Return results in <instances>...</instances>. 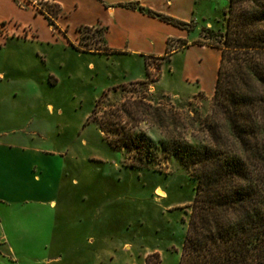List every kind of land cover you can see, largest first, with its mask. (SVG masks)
I'll return each instance as SVG.
<instances>
[{"label":"rangeland","instance_id":"obj_1","mask_svg":"<svg viewBox=\"0 0 264 264\" xmlns=\"http://www.w3.org/2000/svg\"><path fill=\"white\" fill-rule=\"evenodd\" d=\"M75 2L61 12L37 0L25 25L12 4L0 10V35L27 38L0 46V161L24 148L49 165L63 211L44 246L50 225L21 222L0 200L3 221L13 210L29 231L9 241L12 259L0 244V264H178L196 181L172 146L208 143L220 60L209 42L229 0H134L113 16Z\"/></svg>","mask_w":264,"mask_h":264},{"label":"trees","instance_id":"obj_2","mask_svg":"<svg viewBox=\"0 0 264 264\" xmlns=\"http://www.w3.org/2000/svg\"><path fill=\"white\" fill-rule=\"evenodd\" d=\"M224 13L209 42L220 60L208 143L172 146L196 181L178 264H264V0H229Z\"/></svg>","mask_w":264,"mask_h":264},{"label":"crops","instance_id":"obj_3","mask_svg":"<svg viewBox=\"0 0 264 264\" xmlns=\"http://www.w3.org/2000/svg\"><path fill=\"white\" fill-rule=\"evenodd\" d=\"M36 1L37 0H0V10L1 7H6L5 3H7L9 7L12 4L13 7L20 11V13L16 15L18 16V20L25 25L27 13L29 15L28 17H32L34 13L33 3ZM42 1H50L51 3L56 4L61 12L69 10L70 8L67 3L68 0ZM98 1L99 4H102L106 8L109 15L113 16L116 13V8L115 6H112V4L123 5L134 0H108L110 4L106 3L107 0ZM167 1L170 2L171 0ZM76 6L77 3L73 0L71 8H77ZM121 7L122 9H125L124 6ZM149 7L151 8L153 6L149 5ZM134 10L138 9L135 8ZM3 19L4 16L0 15V21ZM10 37L12 40H27L26 36L23 37L21 35H0V46L6 44ZM165 39L168 41L170 36H166ZM164 52H166V48L164 49ZM164 52H160L159 54ZM0 75H2V73H0ZM19 151L22 152V154H16L15 156L10 157L8 162L0 161V200L8 203V205H11L12 203L18 205L19 210L15 211L18 213L15 218L17 219L19 216L21 222L23 219L26 223H28V220H30L31 223H35L34 221H36V223H43V221H46L48 226L50 225V236L47 240L48 242L46 241L44 244V246H46L54 240V227L58 225L59 217H63V211L57 209V182L59 181L60 176L59 174H56L49 165L45 168L43 165L39 166V164L32 160V156L29 157L26 155V150L24 148ZM35 152L42 154V152L38 150ZM44 206L48 207V211H44ZM3 212L5 218L4 221L2 219L3 215L0 214V226L3 233L1 244L4 246L6 245L7 247V244L9 245L11 239L17 240L21 244L29 240L27 234L29 231L20 226L19 221L10 220L14 216L13 210L9 209ZM26 223H22L21 225H25ZM7 251L9 252L8 256L12 259L14 247L9 245Z\"/></svg>","mask_w":264,"mask_h":264},{"label":"bare ground","instance_id":"obj_4","mask_svg":"<svg viewBox=\"0 0 264 264\" xmlns=\"http://www.w3.org/2000/svg\"><path fill=\"white\" fill-rule=\"evenodd\" d=\"M158 193H159L160 195H162V196L164 195V192H163L162 190H160V189L158 190Z\"/></svg>","mask_w":264,"mask_h":264},{"label":"built area","instance_id":"obj_5","mask_svg":"<svg viewBox=\"0 0 264 264\" xmlns=\"http://www.w3.org/2000/svg\"><path fill=\"white\" fill-rule=\"evenodd\" d=\"M1 242H2V239L0 238V244H1Z\"/></svg>","mask_w":264,"mask_h":264}]
</instances>
